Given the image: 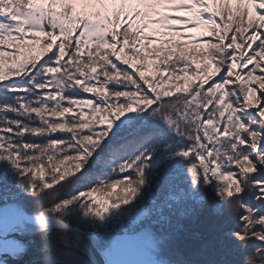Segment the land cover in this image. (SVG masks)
<instances>
[{"label":"snow or ice","instance_id":"6c2138e0","mask_svg":"<svg viewBox=\"0 0 264 264\" xmlns=\"http://www.w3.org/2000/svg\"><path fill=\"white\" fill-rule=\"evenodd\" d=\"M0 203V264H264V0H0Z\"/></svg>","mask_w":264,"mask_h":264},{"label":"water","instance_id":"95a60500","mask_svg":"<svg viewBox=\"0 0 264 264\" xmlns=\"http://www.w3.org/2000/svg\"><path fill=\"white\" fill-rule=\"evenodd\" d=\"M18 214L8 205H0V249L9 251L17 244L28 245L34 238L25 232L16 229V225L20 223ZM126 242L131 246H138L140 240L138 237H126ZM2 255V254H0ZM2 258L8 261V264H19V259L10 255ZM26 258L25 264H28Z\"/></svg>","mask_w":264,"mask_h":264},{"label":"trees","instance_id":"16d2710c","mask_svg":"<svg viewBox=\"0 0 264 264\" xmlns=\"http://www.w3.org/2000/svg\"><path fill=\"white\" fill-rule=\"evenodd\" d=\"M174 27H176L177 29H181V25H174ZM194 32H190L188 34L190 35H193L197 38H201V35L198 36V35H194L193 34ZM202 35L205 37V38H208L207 36V33L203 31ZM202 36V37H203ZM0 204H3V203H0ZM26 207L28 208V210L31 212V211H34L33 207L31 204H28L26 203ZM214 220H216L218 223L224 225L225 228H227L228 226H230L231 222H232V216L228 213L227 211V208H225L224 210V214L223 216L219 217V218H216V217H213Z\"/></svg>","mask_w":264,"mask_h":264},{"label":"rangeland","instance_id":"374dc122","mask_svg":"<svg viewBox=\"0 0 264 264\" xmlns=\"http://www.w3.org/2000/svg\"><path fill=\"white\" fill-rule=\"evenodd\" d=\"M170 15H173V16H185V15H187V14H186V13H171ZM181 26H182V28H183V25H181ZM189 27H191V26H189ZM203 31L206 32L205 29H204L203 27H201V28H198V29H194L192 32H194V33H193L194 35H198V36L201 35V37H202V36H203V35H202ZM206 33H207V32H206ZM203 38H205V37L203 36ZM205 39H206V38H205ZM36 51H38V48L33 50L34 53H35ZM117 191H119V188L117 189ZM2 205H6V204H2Z\"/></svg>","mask_w":264,"mask_h":264}]
</instances>
